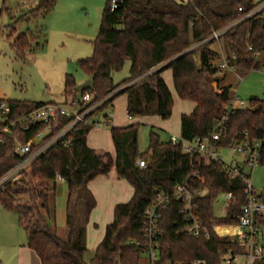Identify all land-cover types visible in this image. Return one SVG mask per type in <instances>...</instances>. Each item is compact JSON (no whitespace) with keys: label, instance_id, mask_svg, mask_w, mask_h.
I'll use <instances>...</instances> for the list:
<instances>
[{"label":"trees","instance_id":"1","mask_svg":"<svg viewBox=\"0 0 264 264\" xmlns=\"http://www.w3.org/2000/svg\"><path fill=\"white\" fill-rule=\"evenodd\" d=\"M263 3L256 4L254 0H115L114 5L112 0H107L93 56L78 61L80 70L94 83V90L79 94L76 79L67 75L66 102L89 93L96 103L141 79L117 93L111 103L118 96L127 95L130 118L158 117L167 121L173 113L174 99L161 75L171 70L178 98L195 106L191 115L182 116L181 138L192 141L211 137L218 121L226 115V105L234 97L230 87L223 86L218 79L220 67L215 60L220 54L211 49L216 42H204L214 32L227 30L220 40L225 44L227 61L240 71L261 70L264 68V10L253 13ZM56 5L57 0H40L21 20L44 18ZM43 39L46 42L43 30L38 35L28 31L17 36L14 47L22 54L35 53L43 47L40 43ZM128 62L129 77L116 84L115 75L120 74ZM2 104L10 108L9 120H17L45 105L0 99V117ZM248 104L246 109L229 116L217 148H231L263 138L264 99L253 98ZM109 106L105 105L101 111ZM42 128L38 126L31 132L21 133V142H28ZM91 130L87 127L78 130L70 148L52 149L32 164L19 184H8L0 192L2 207L17 214L19 225L27 234V247L35 252L41 264H85L86 227L97 204L88 186L113 170L131 185L134 194L129 202L115 207L113 221L95 251L93 264H152L144 256V218L159 193L169 195L170 201L159 220L160 260L157 264H195L196 261L226 264L229 258L241 254L235 239L218 236L214 228L237 225L246 202L242 177L232 179L219 161L185 155L181 145L162 142L154 130L148 150L141 152L139 124L111 127L115 156L97 154L87 144ZM4 140L0 148V179L21 161L14 152L13 137L4 134ZM139 160L146 162L145 169L138 167ZM259 166L264 167V149ZM195 174L204 181H199L197 187L207 192L199 201V216L210 231L209 239L187 233L180 214L183 203L172 196L177 186ZM58 175L68 188L67 236L53 223ZM242 175L245 176L243 172ZM228 193H233L235 200L227 213L218 217L216 200ZM76 216L80 217L79 225ZM257 220L264 228V216ZM255 264H264V261Z\"/></svg>","mask_w":264,"mask_h":264},{"label":"rangeland","instance_id":"2","mask_svg":"<svg viewBox=\"0 0 264 264\" xmlns=\"http://www.w3.org/2000/svg\"><path fill=\"white\" fill-rule=\"evenodd\" d=\"M29 1L37 3L31 8L34 9L40 0H3L0 2V99L65 105L66 76H74L78 84L88 81V78L78 67V61L93 56L94 42L99 36L107 0H57L54 11L46 17L37 21L32 19L22 21V15H26L31 10L24 7ZM263 1L254 0L256 4ZM262 10H264V3L253 14ZM41 30H43L46 42L44 39L41 40L40 43L43 47L40 50L36 49L35 53L27 51L22 54L14 47V40L18 35L28 31L38 35ZM211 48L228 55L227 51L225 52L226 47L223 41L212 44ZM219 61L216 59L215 63L218 64ZM129 73L130 63L128 62L124 70L115 75V83L119 84L127 79ZM163 73L171 74V71L165 70ZM218 79L223 86L230 87L234 98L245 103L253 98L264 99V68L251 72L237 70L235 73L221 70L218 73ZM171 90L175 100L173 113L169 120L161 122L169 125L172 129L176 122L178 124V118L185 110L182 105L184 103L177 98L173 84ZM125 100L126 96L120 95L113 101L115 107L110 110L113 116L120 111ZM185 104L193 105L188 102ZM123 111L124 116L126 113L125 110ZM135 121L140 124L139 148L141 152L148 150L150 134L153 130L159 135L162 142L170 141V134H172L170 131L160 126L152 129L150 124H143L138 119ZM110 129L96 132H100V137H103V133L107 132L105 138H107L111 152L105 150L106 141L104 140L103 154L111 153L110 155L114 156ZM217 153L219 162L231 169L241 170L245 175L250 176L257 191L264 189V167L259 165L255 168L249 167L246 164V156L236 153L233 148H218ZM116 178L117 173L113 170L104 178L109 183L105 186H101L99 183L92 186L97 206L92 214L91 222L86 227L88 251L85 256V264H93L92 259L95 251L105 237L107 226L113 221L114 205L125 204L133 196L131 185L125 180L119 183ZM56 194V215L53 223L67 236L65 228L68 188L64 182L57 181ZM223 201L224 194H221L217 198V203ZM216 215H222L218 204H216ZM76 222L78 225L81 223L80 217L76 216ZM227 231L235 233L233 229ZM261 233H264V228L261 229ZM263 243L264 240L261 241V244ZM25 247H27V234L20 227L17 214L5 210L0 203V264H19L20 249Z\"/></svg>","mask_w":264,"mask_h":264},{"label":"built area","instance_id":"3","mask_svg":"<svg viewBox=\"0 0 264 264\" xmlns=\"http://www.w3.org/2000/svg\"><path fill=\"white\" fill-rule=\"evenodd\" d=\"M2 1L0 0V2ZM112 1L115 5V0ZM226 31L214 32L204 44L208 42H220ZM220 69L231 73L237 71L236 65L230 64L227 59L222 62ZM140 80L138 79L122 89L111 93L96 103H93L92 95L86 93L79 96L78 100L67 102L65 105L45 104L19 117L17 120H9L10 108L7 104H2L0 148L5 144L4 134L10 135L14 139V152L21 161L0 179V192L8 184H19L32 164L52 149L56 147L70 148L73 143V135L78 130L85 127L91 129L113 127V113L110 111L112 98L126 87L138 83ZM105 105H110L109 109L101 111ZM248 105V103L239 99H232L225 107L226 115L218 121L215 132L209 138L199 137L192 141H186L181 137L173 136L170 142L174 145H181L185 155H200L207 161H219L216 143L220 141L221 135L225 131L229 116L238 110L246 109ZM38 126L43 128L31 140L26 143L21 142V133L31 132ZM231 148L236 153L245 155L247 159L246 164L249 167L255 168L259 165L260 155L264 149V136L261 140H256L253 143H243ZM137 165L139 168H146L145 161L139 160ZM224 167L232 179L242 177L246 185V202L242 206V212L238 217L237 225L231 227L235 233L221 236L218 233V229L221 228H214L218 236L235 239L241 247V254L229 258L226 264H255L257 261H264V243L261 244L262 227H260L257 220L258 217L264 216V189L257 191L254 188L252 178L247 175L243 176L241 170L231 169L225 165ZM57 181L64 182L60 175L57 176ZM199 181L204 182L199 174L186 178L181 185L175 188L172 196L183 203L180 214L186 223L187 233L193 237L203 236L209 239L210 231L199 216V201L207 192L197 187ZM234 200L235 196L233 193L224 194V201L222 203H217L216 200V204H218L220 213L222 214L221 216L227 213ZM169 201V195L159 193L156 196L154 204L145 212L144 256L150 259L152 264H157L160 260L159 220L161 212L167 209ZM195 264H205V262L196 261Z\"/></svg>","mask_w":264,"mask_h":264},{"label":"crops","instance_id":"4","mask_svg":"<svg viewBox=\"0 0 264 264\" xmlns=\"http://www.w3.org/2000/svg\"><path fill=\"white\" fill-rule=\"evenodd\" d=\"M36 4L37 3H35V1H29L28 3H26L24 5V7H26V8L28 7V8L31 9ZM214 51H216V52H218L220 54V57L218 58L220 61L217 64L220 67V65L222 64V62L225 59H227L228 55L226 56L225 53L219 52L217 50H214ZM225 52H226V50H225ZM226 54H227V52H226ZM220 71H221V69H220ZM161 77L165 81V83L168 86L170 92L172 93V90H171L172 84L174 86L172 71H171V74L162 73ZM80 84H82V83H80ZM80 84H78V85H80ZM125 96H126L125 103H123L122 108L120 107V111L117 112V114L113 116V127H115V128H126V127H129V126L133 125V124H139V123H136V121H135L136 119H138V120H141L143 122V124L144 123L145 124H150L152 126L151 127L152 129L159 128L157 126H160L161 128H163V129H165L167 131H170L172 133V134H170V139L173 136L181 137V120H182V116H184V115H191L193 113V111H194V108H195L194 104L192 106H189V105L185 104L187 102L182 101L184 104H182V103L181 104L183 105V110H185V111H183V113L180 114V117L178 118V120H179L178 121V124L176 122V124H174L173 128L171 129L169 125L162 124L161 121H163V120H161L158 117L130 118L128 116V113H127V104H128V100L127 99L128 98H127V95H125ZM172 96H173V99H174L173 93H172ZM177 98H178V96H177ZM179 101H181V100L179 99ZM174 104H175V100H174ZM114 107H115V105H113V103H112L111 109H114ZM123 110H125V113H126V115H124V116H123V113H124ZM133 122H135V123H133ZM163 122H165V121H163ZM103 129H107V128L101 127V128L92 129L91 132H90V134L88 135V138H87L88 147L90 149L94 150L97 154H103V152H104L103 151V148H105V147H103L104 146V144H103V141L104 140L106 141V149L105 150H107L108 152H111V148H110V146H109V144L107 142V138H105L106 135H107V132H104L103 133L104 134L103 137L102 136L101 137L99 136V135H101L100 132H96V131H101ZM110 133H111V129H110ZM93 135H95V136H93ZM98 137H100V138H98ZM111 139H112V137H111ZM114 156H115V152H114ZM105 177L106 176L98 177L97 179H95L93 182H91L89 184L88 189L91 191V193H92V190H93L94 185H96L97 183H99V185H101V186H105V184L109 183L108 180H104ZM116 179L119 181V183H121L120 181L123 180V179H120V177L118 175H117V178ZM56 192H57V188H56ZM133 194H134V190H133ZM96 203H97V201H96ZM117 205H119V204H116L114 206L116 207ZM96 206H97V204H96ZM115 207H114V210H115ZM93 212H92V214H93ZM92 214H91V217H92ZM91 217H90V222H91ZM113 218H114V215H113ZM228 229H232V228L231 227H226V228L218 229V233L221 236L230 234L227 231ZM262 240H264V233H262ZM19 264H41V262H40V259L38 258V256L35 254L34 251H32L31 249H29L28 247H25V248H21L20 249Z\"/></svg>","mask_w":264,"mask_h":264},{"label":"water","instance_id":"5","mask_svg":"<svg viewBox=\"0 0 264 264\" xmlns=\"http://www.w3.org/2000/svg\"><path fill=\"white\" fill-rule=\"evenodd\" d=\"M89 90H91V91L94 90V83L91 82V81H87V82H85V83L79 85L78 88H77V92H78L79 94H81V93H83V92H86V91H89ZM207 197H210V195L208 194Z\"/></svg>","mask_w":264,"mask_h":264}]
</instances>
